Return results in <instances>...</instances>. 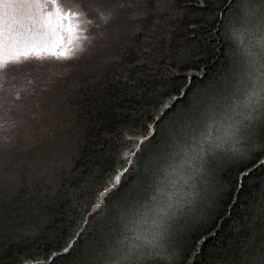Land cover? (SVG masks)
Wrapping results in <instances>:
<instances>
[{
  "label": "snow or ice",
  "instance_id": "snow-or-ice-1",
  "mask_svg": "<svg viewBox=\"0 0 264 264\" xmlns=\"http://www.w3.org/2000/svg\"><path fill=\"white\" fill-rule=\"evenodd\" d=\"M188 2L0 0V164L16 147L11 130L33 127L29 121L9 124V113L32 111L30 103H16L21 90L4 88L10 70L43 67L50 59L79 61L98 41L114 39L119 50L92 71L117 68L116 79L122 78L121 93L129 102L104 130L97 155H109L90 173L87 191L59 190L60 181L72 175L74 142L45 161L41 175L51 186L48 200L70 197L81 215L69 222L64 244L43 258L18 253L14 264H53L57 258L65 264H192L215 237L204 227L207 217L229 193L219 173L235 172L234 189L243 187L253 170L264 169V0H195L197 9L222 30L218 35L227 48L226 64L210 76L192 70L194 53L185 42L179 45V59L188 71L148 87L144 66L151 69L165 45V25L187 11ZM128 8L132 14L116 23ZM188 27L194 31L196 25ZM138 34L151 43L136 45ZM133 47L140 54L132 63L122 62L121 54ZM216 51L208 58L214 59ZM25 93L40 95L35 87ZM24 188L18 176L0 173V234L6 231L12 239L34 234L46 210L44 195L31 186L27 192L33 199L25 204ZM217 251L222 259L214 257L210 264H264V185L236 222L227 249Z\"/></svg>",
  "mask_w": 264,
  "mask_h": 264
},
{
  "label": "trees",
  "instance_id": "trees-1",
  "mask_svg": "<svg viewBox=\"0 0 264 264\" xmlns=\"http://www.w3.org/2000/svg\"><path fill=\"white\" fill-rule=\"evenodd\" d=\"M124 2L131 3V0ZM185 7L187 11L175 16L165 25V45L161 46L155 55L151 69L147 65L144 66L149 89L153 84L159 86L160 80H174L188 71L179 59V45L185 42L191 45L194 53L191 59L192 70L198 69L210 76L222 70L227 62V48L222 43V37L218 35L222 30L215 24V20L210 18L207 12L201 13L195 0H190ZM133 11L132 8L122 11L116 23L126 20ZM160 19H164L163 14ZM190 23L196 25L194 31L189 29ZM156 31L159 35V26ZM138 36L136 45L148 46L151 43L142 34ZM101 44L106 46L101 47ZM214 49H218L215 58L209 59L208 53ZM118 50L114 39H110L98 41L92 51L79 61L51 59L45 61L44 63L51 67L58 63L63 64L55 71L33 75L31 85L26 82L27 91L35 87L40 95L27 97L25 92H21V100L16 103L20 105L30 103L32 111L21 108L8 114L9 124L12 121H29L33 127L27 132L19 125L11 130L9 134L14 133L11 142L16 147L9 159L0 164V173L16 175L24 182L25 188L22 189L21 199L25 204L33 199L28 195V186L42 193L47 203L42 204L46 210L34 234L24 236L22 239H12L6 231L0 234V264H14L18 253L43 258L51 249L64 244L68 238L69 222L80 218L81 208L74 199L69 197L63 200H48L51 186L45 183L46 176L41 173L45 172V161L59 154L66 144L74 142L75 153L72 157V167L69 169L72 175L65 176L60 181L59 190L78 194L87 191L86 181L90 173L96 171L98 165L103 164L109 155L107 152L99 157L97 155L101 152L100 144L105 143L104 130L111 121L119 118L122 114L121 108L129 107L128 98L123 97L121 93L123 80L116 79L117 68H107L102 73L92 71L95 65L103 64L110 52ZM138 54H140L138 48H129L121 54V61L132 63ZM38 63L32 61V65ZM14 71L16 70H10L8 73ZM10 83L11 81L4 84V88L12 91ZM198 85L199 81L194 79L193 86ZM9 99L12 100L14 97L9 96ZM37 103L40 104L39 108L36 107ZM33 116L36 117L35 120L32 119ZM0 124H4L3 119H0ZM26 136L31 138L26 139ZM226 175L227 180L224 179ZM234 176V171L230 174L221 172L219 175L220 184L227 187L229 193L222 195L207 217L204 227L215 232V237L209 238L202 256L194 259L192 264H210L214 257L222 259V254L217 250L227 249L229 241L235 235L236 222L244 218L253 200V194L264 185V169L253 170L243 187L233 189ZM53 264H65V261L57 258Z\"/></svg>",
  "mask_w": 264,
  "mask_h": 264
},
{
  "label": "rangeland",
  "instance_id": "rangeland-1",
  "mask_svg": "<svg viewBox=\"0 0 264 264\" xmlns=\"http://www.w3.org/2000/svg\"><path fill=\"white\" fill-rule=\"evenodd\" d=\"M98 31V30H97ZM109 46V45H107ZM63 63H58V64H54L55 66L51 67L49 64L44 63L43 67H36V68H23L20 70H16L14 72L8 73L5 77V80L7 82L11 81L10 83V89H12V91H16V90H21V92H25V87H26V82H28V80H31V77L33 75H38L41 73H45V72H50V71H55V69H58L59 67L62 66ZM28 73V74H26ZM13 77H15V79H13ZM6 82V83H7ZM4 83V84H6ZM220 175V173H219ZM219 179V176H218Z\"/></svg>",
  "mask_w": 264,
  "mask_h": 264
}]
</instances>
